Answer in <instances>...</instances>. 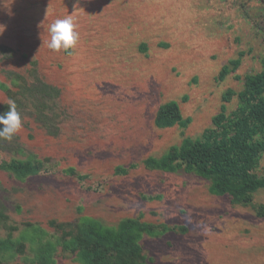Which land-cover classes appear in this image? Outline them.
<instances>
[{
	"label": "rangeland",
	"instance_id": "374dc122",
	"mask_svg": "<svg viewBox=\"0 0 264 264\" xmlns=\"http://www.w3.org/2000/svg\"><path fill=\"white\" fill-rule=\"evenodd\" d=\"M260 5L259 0H0V44L12 50L10 58L0 53V82L9 84V71L31 81L29 71L35 69L60 90L50 115L56 129L49 133L24 112L16 133L27 153L47 160L45 168L25 180L0 168V207L8 216L0 224V241L11 225L18 228L11 240L24 243L23 253L1 249L0 264H29L45 243L52 246L50 264H80L56 245L58 233L48 221L74 225L81 216L109 226L124 218L156 226L155 234L143 233L138 241L146 264H264V216L211 192V181L194 172L143 163L214 127L223 104L226 114L235 109L237 96L224 101L223 94L239 91L242 77L260 70L264 60ZM67 15L79 40L54 51L48 47L49 27ZM241 50L239 67L217 80L221 67ZM168 101L189 119L187 127L155 124L157 107ZM6 102L0 89V105ZM11 156L1 150L0 164ZM119 166L127 172H118ZM252 201L264 204L263 188ZM160 226L168 230L160 232Z\"/></svg>",
	"mask_w": 264,
	"mask_h": 264
},
{
	"label": "trees",
	"instance_id": "16d2710c",
	"mask_svg": "<svg viewBox=\"0 0 264 264\" xmlns=\"http://www.w3.org/2000/svg\"><path fill=\"white\" fill-rule=\"evenodd\" d=\"M264 7V0H259ZM243 3L241 4V6ZM244 13L248 16L246 10ZM259 25V22L256 21ZM0 53L8 58L12 50L0 44ZM9 53V54H8ZM244 51L238 57L224 64L217 80H222L234 72L240 65ZM30 70L32 80L24 75L11 72L7 74L9 84L0 82L9 101H14L16 110L31 113L49 133L56 126L50 115H53L55 99L60 93L56 85H52L35 75ZM33 74V75H32ZM235 74V73H234ZM236 79L241 77L234 75ZM242 87L235 92L227 89L222 98L229 101L232 95L238 99L237 106L226 114L225 105L213 116L214 127L207 128L200 137H184L178 145L170 146L160 157H148L143 163L151 169H162L176 172H194L200 177L211 181L210 191L217 195H226L234 205L250 206L259 216H264V204H255L252 195L259 188L264 189V60L258 71L246 73ZM9 110V102L0 105V113ZM188 118H183L178 104L168 101L160 104L155 112V124L160 127L178 125L187 127ZM10 152L9 160H3L0 168L18 180L36 175L45 168L46 159H39L33 153H27L15 134L11 141L0 138V151ZM23 156L21 157H17ZM118 172L126 173L127 168L117 167ZM67 171L77 174L73 168ZM8 216L0 207V224H6ZM58 233L56 245L63 252L75 256L80 264H146V258L138 243L143 233L155 234L156 226L140 222L138 219L124 218L117 225H104L101 221L81 216L74 225L70 222L48 221ZM25 225L30 226L29 223ZM6 238L0 241V250L6 247L13 252L23 253L24 243L11 240L12 231L17 226L7 225ZM168 230L160 226L159 231ZM33 231L44 236L41 229ZM52 246L43 244L42 248L33 251L29 264H50L52 262Z\"/></svg>",
	"mask_w": 264,
	"mask_h": 264
},
{
	"label": "clouds",
	"instance_id": "9594fccd",
	"mask_svg": "<svg viewBox=\"0 0 264 264\" xmlns=\"http://www.w3.org/2000/svg\"><path fill=\"white\" fill-rule=\"evenodd\" d=\"M4 27V26H3ZM77 26L71 15L56 19L49 27L50 40L48 47L54 51L68 50L79 40ZM3 29L0 30V34ZM22 128L20 114L16 110L14 101H9V110L0 113V138L11 141L13 136Z\"/></svg>",
	"mask_w": 264,
	"mask_h": 264
}]
</instances>
